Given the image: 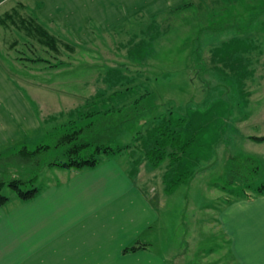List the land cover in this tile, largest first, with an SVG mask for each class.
<instances>
[{
    "label": "rangeland",
    "instance_id": "374dc122",
    "mask_svg": "<svg viewBox=\"0 0 264 264\" xmlns=\"http://www.w3.org/2000/svg\"><path fill=\"white\" fill-rule=\"evenodd\" d=\"M33 18L20 5L1 13L0 58L31 97L41 96V112L49 119L58 116L49 125L68 128L93 100L100 107L119 108L148 96L150 111L106 130L99 142L114 145L118 151L108 155L130 177L146 179L163 195L159 225L174 229L177 250L185 255L189 240L188 250L214 248L230 259L225 235L219 238L218 228L210 227H216L228 199L264 182V140H257L264 137V0H191L153 20L144 16L127 21L107 34L96 27V43L78 45L72 59L60 41L61 53L49 48L42 53L43 35ZM43 27L70 40L56 26ZM39 55L51 62L30 60ZM59 60L73 63L57 66ZM172 112L187 118L180 130L187 128V137L196 134V140L180 160L167 159L154 168L147 153L160 134L159 123ZM246 156L259 164L256 175H249ZM55 166L64 165L49 168ZM49 168L38 177L39 187ZM178 178L185 180L166 195L164 185ZM3 193L16 194L9 186Z\"/></svg>",
    "mask_w": 264,
    "mask_h": 264
},
{
    "label": "crops",
    "instance_id": "0c3cea01",
    "mask_svg": "<svg viewBox=\"0 0 264 264\" xmlns=\"http://www.w3.org/2000/svg\"><path fill=\"white\" fill-rule=\"evenodd\" d=\"M190 1L0 0V15L20 5L44 25L56 26L90 48L98 40L96 27L107 34L132 19L153 20ZM75 51L69 52L71 57ZM40 98L31 97L0 58V155L56 130L57 125L49 124L58 116L44 115ZM106 155L92 167L49 168L36 196L22 200L15 194L0 206V264H264V194L247 191L228 199L216 227H210L218 228L219 238L225 235L230 259L214 248L188 250L189 240L183 255L174 247V229L159 225L163 195ZM164 186L166 195L176 192ZM133 245L143 247L126 251Z\"/></svg>",
    "mask_w": 264,
    "mask_h": 264
},
{
    "label": "trees",
    "instance_id": "16d2710c",
    "mask_svg": "<svg viewBox=\"0 0 264 264\" xmlns=\"http://www.w3.org/2000/svg\"><path fill=\"white\" fill-rule=\"evenodd\" d=\"M189 4V3H188ZM40 27V32L43 35L39 39L40 43L44 46L42 53L47 52L46 49H51L55 53H61L62 45L69 51H75L80 44L75 41H70L59 35H50L49 32L43 27V23L36 17L33 18ZM36 24V23H35ZM37 25V24H36ZM82 46V45H81ZM79 49V48H78ZM57 58L59 56H53ZM68 57V56H67ZM69 57L71 58L70 54ZM72 59V58H71ZM32 61H44L50 63L51 60L47 57L39 55L37 58H30ZM73 61L65 63L59 60L58 65L70 66ZM54 65V64H53ZM56 65V64H55ZM150 96V94H148ZM151 97V96H150ZM149 97L141 96L139 100H135L132 103L124 104L123 107H100L101 104H97L96 100H93V104L90 108L82 113H78L77 119H72L68 123V128L64 127V130H55V132H48L43 139H26L24 142L17 145L11 152L0 155V206L5 205L10 197L3 193V189L6 186L11 187L18 198L22 200L31 199L38 194L41 187L37 185V180L40 174L47 168L53 165L64 166H78V167H92L100 162L102 154L116 153L118 150L114 145L109 142H99L101 136L105 135V131L111 128H116L123 125V122L129 120H135V118L142 116L153 108L150 106ZM89 107V104L86 105ZM159 123V136L155 139L154 147L149 150L147 157L149 164L152 167L157 168L161 164L171 160H180L185 153H188L192 148L196 134L190 138L187 137L186 132L180 127L184 123L187 125V118L178 117L171 113V117L162 119ZM186 133V140H185ZM109 134V132H108ZM107 138V135H106ZM257 140H264L263 138H257ZM248 161L247 165L250 174L256 175L259 171V164H256V160L251 156H246ZM18 160V162H12ZM255 163V164H254ZM20 164V165H18ZM12 167L26 171L19 175L18 171H12ZM23 171V172H24ZM18 174V176H17ZM252 175L247 177V181H251L254 177ZM188 174L184 177L187 180ZM181 178L175 179L170 184H167V192H174L177 187L184 182ZM251 188L250 184L246 186ZM245 190L243 196H246ZM252 195L264 194V182L252 188L250 191ZM143 246L133 245L128 247L126 251H133Z\"/></svg>",
    "mask_w": 264,
    "mask_h": 264
}]
</instances>
